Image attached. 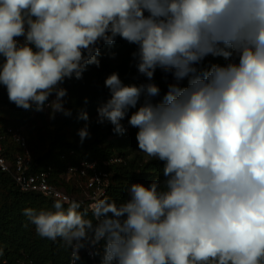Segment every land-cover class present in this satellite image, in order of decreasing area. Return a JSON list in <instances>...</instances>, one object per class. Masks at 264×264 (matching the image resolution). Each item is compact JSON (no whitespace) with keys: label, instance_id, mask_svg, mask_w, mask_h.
Segmentation results:
<instances>
[{"label":"clouds","instance_id":"clouds-1","mask_svg":"<svg viewBox=\"0 0 264 264\" xmlns=\"http://www.w3.org/2000/svg\"><path fill=\"white\" fill-rule=\"evenodd\" d=\"M117 37L137 46L146 81L110 74L97 123L123 135L135 109L128 124L163 162V186L133 182L122 203L82 210L64 197L24 215L39 237L62 238L73 264L101 240L102 264H264V0H0V84L17 107L71 116L61 85L99 67L100 44ZM209 55L227 63L200 67ZM158 68L173 78L162 97Z\"/></svg>","mask_w":264,"mask_h":264},{"label":"trees","instance_id":"trees-1","mask_svg":"<svg viewBox=\"0 0 264 264\" xmlns=\"http://www.w3.org/2000/svg\"><path fill=\"white\" fill-rule=\"evenodd\" d=\"M137 50L135 44L117 37L112 45L100 44V66L89 65L80 80L65 79L62 87L68 90V107L72 109L71 116L57 113L51 123L46 141L37 140L32 135L37 127L38 119L46 116L38 114L35 108L25 110L9 101L7 88L0 84V132L7 126L22 128L28 140V146L36 162L35 170H47L51 167V183L64 187L69 193H75L72 181L67 180L64 173L69 165L80 160L101 161L111 156L118 155L125 158V163L113 164L108 169L111 172V185L104 198L122 203L128 199L126 189L133 182L150 184L153 180L160 181L163 186V162L155 157L149 160L141 155H132L139 149L137 141L138 128L128 124L131 111L123 121L127 131L121 135L113 132V125L109 122L97 123V108L110 97V90L105 86L106 78L113 72H118L121 80L126 84H140L146 78L140 76L135 67L132 53ZM226 64L223 57L211 56L204 59L200 67L211 64ZM170 74H165L157 69L154 81L161 88V97L167 91L168 84L173 82ZM188 81L182 85L187 86ZM88 103L85 104V98ZM52 98H49L51 100ZM157 100L160 97L156 98ZM80 109L89 114V121L78 119ZM63 115V116H61ZM85 123H89L90 136L81 143L78 130ZM71 129L70 134L63 133V129ZM112 138V139H111ZM7 153L20 151L16 145L9 143ZM55 199H49L33 192H20L9 174L0 172V258H6L15 264L24 256L34 259L36 264H68L71 247L62 238L55 241L41 238L24 215L23 209L33 207L37 210L52 209ZM67 207V205H65ZM85 207H82V210ZM86 218H92L89 210ZM103 249L105 241H103ZM81 264H88L87 259L81 256ZM100 264L101 259H100Z\"/></svg>","mask_w":264,"mask_h":264},{"label":"built area","instance_id":"built-area-1","mask_svg":"<svg viewBox=\"0 0 264 264\" xmlns=\"http://www.w3.org/2000/svg\"><path fill=\"white\" fill-rule=\"evenodd\" d=\"M19 39L23 40V37ZM47 109V107L45 108ZM12 143L20 151L7 153ZM125 163L121 156L114 155L101 161L80 160L65 169V177L72 181L75 193L67 192L64 187L51 183V167L47 170H35L37 165L28 146V140L22 128L7 126L0 132V172L9 174L15 187L23 193L33 192L49 199H63L82 202V207L90 209L91 205L104 199L111 185V172L108 169L113 164ZM91 211V210H90ZM103 240L98 244L88 243L80 249V257L84 256L88 264H100L103 257ZM0 264H13L6 258H0ZM15 264H36L34 259L24 256ZM68 264H73L72 248ZM74 264H81L75 261Z\"/></svg>","mask_w":264,"mask_h":264},{"label":"rangeland","instance_id":"rangeland-1","mask_svg":"<svg viewBox=\"0 0 264 264\" xmlns=\"http://www.w3.org/2000/svg\"><path fill=\"white\" fill-rule=\"evenodd\" d=\"M211 57V55L207 56L205 59L208 60L209 58ZM173 80V79H172ZM184 81H187L186 79ZM49 98H52L54 99V94L52 96H50ZM65 107L67 108L68 107V101L67 103L65 104ZM46 108V107H45ZM50 112L51 110L49 108L47 109H44L43 111H39L38 114H43L45 115L46 117L41 120V119H38V122H37V127L35 130H33V133L32 135L34 137H36L37 140H42V141H46L48 138H49V133H50V130H52L54 128V126L52 125L51 121L52 119L50 118ZM63 116V115H61ZM56 117V116H55ZM72 132L71 129H63V133H67V134H70ZM112 139V138H111ZM141 155L144 157V159H147L149 160L151 158V156H148L146 153L140 151L139 149L136 150L134 153H132V155Z\"/></svg>","mask_w":264,"mask_h":264}]
</instances>
